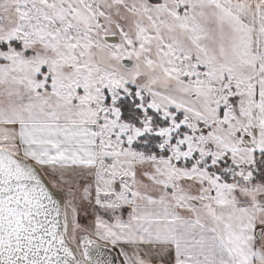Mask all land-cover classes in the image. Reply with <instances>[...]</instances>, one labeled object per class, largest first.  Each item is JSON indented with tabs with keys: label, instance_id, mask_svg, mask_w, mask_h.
Segmentation results:
<instances>
[{
	"label": "snow or ice",
	"instance_id": "1",
	"mask_svg": "<svg viewBox=\"0 0 264 264\" xmlns=\"http://www.w3.org/2000/svg\"><path fill=\"white\" fill-rule=\"evenodd\" d=\"M0 264H264V0H0Z\"/></svg>",
	"mask_w": 264,
	"mask_h": 264
}]
</instances>
